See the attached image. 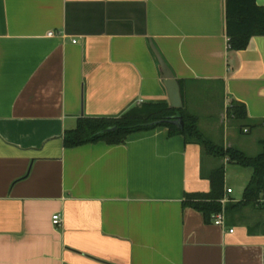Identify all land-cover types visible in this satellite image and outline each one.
Segmentation results:
<instances>
[{"label": "crops", "instance_id": "1", "mask_svg": "<svg viewBox=\"0 0 264 264\" xmlns=\"http://www.w3.org/2000/svg\"><path fill=\"white\" fill-rule=\"evenodd\" d=\"M152 46L199 123L202 109L213 131L231 123L236 101L264 127V36L231 50L226 0H0V264H264V193L233 225L183 205L211 191L222 163L226 199L239 202L251 169L165 127L64 146L80 118L170 104ZM200 86L218 89L222 110L193 103Z\"/></svg>", "mask_w": 264, "mask_h": 264}, {"label": "trees", "instance_id": "2", "mask_svg": "<svg viewBox=\"0 0 264 264\" xmlns=\"http://www.w3.org/2000/svg\"><path fill=\"white\" fill-rule=\"evenodd\" d=\"M226 33L231 50H246L253 37L264 36V6H260L258 0H226ZM229 115L238 122L248 121L246 106L236 101L231 103ZM178 117L183 119V129L172 123ZM158 127L167 128L170 137L182 136L187 144L200 145L204 156L252 170L251 180L239 202L230 199L224 207L222 205V200L226 198V164L223 163L207 176L211 183L209 193L185 197L183 205L202 213L206 223H211L224 210L227 223L233 225L243 210L257 209L261 205L264 193V139L259 142L261 152L254 157L236 147L217 145L201 132L196 115L185 108L174 109L168 102L142 104L115 118H80L77 127L65 133L64 146L77 148L98 143L121 145L130 135ZM111 129L114 130L109 131Z\"/></svg>", "mask_w": 264, "mask_h": 264}, {"label": "rangeland", "instance_id": "3", "mask_svg": "<svg viewBox=\"0 0 264 264\" xmlns=\"http://www.w3.org/2000/svg\"><path fill=\"white\" fill-rule=\"evenodd\" d=\"M197 89L198 92L193 96V103L198 108L203 107L204 104L208 101L213 104V106L216 108V111L223 109L220 92L217 88L200 86ZM202 110H200L201 112L197 111V113L200 115H198L200 117L199 128L201 132L215 144L224 145L225 138L227 139L229 134L231 135L230 137H232L230 140L233 141L238 149L243 150L247 155L254 157L261 152L262 148L259 144V139L264 138V127H261V129H256L255 127H253L254 124L249 121L238 122L232 120L229 124L228 122H225L224 125H217L215 128L216 130L213 131L211 129L213 125H208L209 119H206V117H204ZM228 118L230 119V116ZM245 129L249 130V132L245 133ZM234 197L235 199H239L241 197L237 190H235ZM251 209L252 210L250 212H252L253 214L256 210L253 208ZM250 214H246V218H248ZM257 215L259 218H262V216L264 217L263 212Z\"/></svg>", "mask_w": 264, "mask_h": 264}, {"label": "water", "instance_id": "4", "mask_svg": "<svg viewBox=\"0 0 264 264\" xmlns=\"http://www.w3.org/2000/svg\"><path fill=\"white\" fill-rule=\"evenodd\" d=\"M152 49L161 66L162 78L168 92L170 106L174 109H183L184 102H183L180 83L175 79L173 72L166 64L159 51L154 46H152ZM172 123L177 127H179L180 129H183L184 127V122L181 117H178L175 121H172ZM113 130L114 129H111L109 131H113Z\"/></svg>", "mask_w": 264, "mask_h": 264}, {"label": "built area", "instance_id": "5", "mask_svg": "<svg viewBox=\"0 0 264 264\" xmlns=\"http://www.w3.org/2000/svg\"><path fill=\"white\" fill-rule=\"evenodd\" d=\"M49 36H53V33L49 34ZM74 43H76V41H74ZM245 132H247V130H245ZM228 194H231L232 193V190L229 189L227 191ZM228 202V200L225 198L224 200H222V205L223 207L226 205V203ZM53 224L55 226H60L61 224V221H62V217L60 214H57L55 216H53ZM225 222H226V215H225V211L223 210L221 213L217 214L215 217H214V224L216 226H224L225 225ZM234 230H230V232L232 233Z\"/></svg>", "mask_w": 264, "mask_h": 264}]
</instances>
